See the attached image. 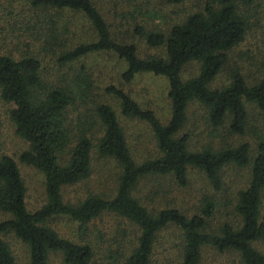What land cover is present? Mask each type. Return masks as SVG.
<instances>
[{"label": "trees", "instance_id": "1", "mask_svg": "<svg viewBox=\"0 0 264 264\" xmlns=\"http://www.w3.org/2000/svg\"><path fill=\"white\" fill-rule=\"evenodd\" d=\"M161 1L179 4L185 0ZM98 2L22 0L36 17L32 26L38 27L39 35L45 23L41 11L76 15L87 25V38L76 42L54 36V25L43 30L49 40L43 39L41 49L51 51L59 65L70 68L72 62L105 53L114 55L122 65L118 83L104 85L99 96L114 98L116 108L102 99L89 106L80 98L90 109L92 121H78L73 134L65 123L68 109L75 104L68 86H76V81L46 82L53 78L43 73L38 49H31L19 33L6 43L12 28L0 38V99L12 104L9 117L14 133L27 144L18 160L42 175L45 195L44 203L29 211L16 162L8 155L0 156V264H16L7 236L24 245L28 264H153L154 260L172 264L173 247L174 264H202L206 249L234 254L238 264H264V250L254 245L264 239V62L257 75L250 76L234 54L248 29L264 20V0H208L163 33L134 26V36L163 49L145 57L137 55L134 43L112 35ZM70 25V19L63 20L66 32ZM194 62L196 73L184 76V68ZM222 74L224 79H220ZM142 75L166 80L165 118L142 107L126 91L125 86ZM192 103L202 107L212 138L218 129L228 138L248 133L254 137L253 144L243 141L213 147L207 143L190 149L189 133L181 131ZM120 116L148 128L153 154L140 162L134 160ZM96 132L99 136L93 137ZM92 159L113 164V187L103 193H88L75 203L64 201L62 189L89 178ZM229 165L248 168L246 183L230 200L235 219L216 228L208 221L218 205L211 198H204L198 211L188 215L176 205L148 208L133 194L146 178L161 184L162 177L166 184L184 187L188 169L200 171L216 192L223 187L221 172ZM106 215L114 220L110 239H105L98 227L90 228ZM59 217L77 222L76 238L62 237L50 226ZM169 230L178 235L174 246L170 238L162 237Z\"/></svg>", "mask_w": 264, "mask_h": 264}, {"label": "rangeland", "instance_id": "2", "mask_svg": "<svg viewBox=\"0 0 264 264\" xmlns=\"http://www.w3.org/2000/svg\"><path fill=\"white\" fill-rule=\"evenodd\" d=\"M205 1L208 0H185L179 4H168L161 0H99L98 3L112 35L116 39L134 43L137 55L145 57L162 53L163 49L160 46H148L143 38L134 36L131 33L134 26H140L144 31L166 32L173 24L182 21L194 9L200 8ZM261 4L264 5V3ZM256 9L260 13L259 16H261V7L258 6ZM28 10L23 5L22 0H0V38L3 36L2 34L7 33V29L12 28L9 38L5 39L6 43L12 40L10 36L15 37L19 33L20 38L28 42L31 49H38L39 58L43 65V67L41 65L43 73L53 78L47 79L46 82L56 83V81L62 80L61 83L65 84L72 80L76 81V86H68L72 88L71 96L75 98V104L74 107L68 109L65 123L69 133L73 134L78 130V121H92L90 119V109L85 108L80 98H85L84 100L87 101L89 106H92L95 101L102 99L116 108L117 104L114 98L110 96L100 98L99 96L104 85L118 83V71L122 68V65L114 55L106 53L89 55L84 59L72 62L70 63L72 68H68L67 65H59L51 51L44 48L41 49L42 46H45L43 39L47 38V32H43V30L49 25H54L52 30L54 36L67 42H76L87 38L85 35L89 34L87 25L82 23L76 15H73L74 17L70 14L58 16L59 14L56 15L53 11H41L40 17L45 23L39 35L38 27L32 26L36 17L34 13H30ZM66 19H70L73 22L67 32L63 26V20ZM28 32L32 33L33 36H30ZM234 54L237 62L242 64L246 74L250 76L252 74L257 75V69L261 67L260 63L264 62L263 19H259L258 26L255 25L248 29L243 40L234 49ZM80 65L83 68H80ZM196 71L197 64L195 62L190 63L184 68L183 75H193ZM220 79H224L223 74ZM216 82L219 83V80L217 79ZM125 89L142 107L153 109L161 118L167 116L166 80L164 77L142 75L140 78L137 77L131 85H126ZM11 107L12 104L0 99V156L8 155L16 162L25 187V205L29 211H32L45 201L43 179L42 175L34 167L18 160L19 153L26 149L27 144L14 133V125L9 117ZM187 116V124L181 132L189 133L190 149L196 150V148L207 143L213 147H219L224 143L236 144L243 141L253 144L254 137L248 133L241 137L228 138L222 135L220 129H218L219 132L216 133L215 131L214 138H212L213 132L204 120L203 109L196 103L190 104L187 109ZM119 122L125 134L130 153L136 162H140L155 152L152 136L143 123L121 116L119 117ZM97 136H99L98 132L93 134V137ZM95 140H93V144L96 143ZM92 153L93 155L95 154L94 152ZM91 165L92 173L89 178L74 185L65 186L62 189L61 194L64 201L75 203L83 199L88 193H103L113 187V164L101 159H92ZM247 173V167L239 168L232 165L224 167L221 172L223 187L215 192L200 171L188 169V182L184 187H179L173 182H167L166 184L163 182L165 178L162 177L160 179L161 184L154 178H146L138 183L133 194L148 208H159L166 204L176 205L188 215L198 211V207L204 198H211L218 205L208 221L211 226L216 228L224 221L230 222L235 219L230 200L234 198L233 194L235 191L245 185ZM113 223L114 220L111 215L101 216L92 225L90 224V228L98 227L102 230L100 233L103 234V237L105 239L109 237L110 239ZM50 226L62 237L76 238L73 236L76 235L77 222L59 217L52 220ZM93 234L95 232L90 235L93 237ZM162 237L170 238L174 246L175 238L178 235L176 232L173 234L169 230L162 233ZM5 239L12 251L16 264H28L24 245L12 237L7 236ZM254 245L257 249L264 250V239L254 243ZM161 248L159 247V249ZM175 254L176 249L173 247L170 253L172 264L176 263ZM202 260V264H238L234 254L228 252L218 253L214 249H206ZM153 264H161V262L154 260Z\"/></svg>", "mask_w": 264, "mask_h": 264}]
</instances>
